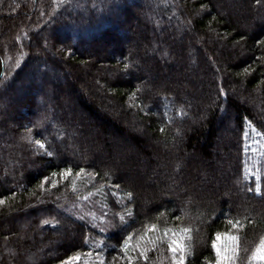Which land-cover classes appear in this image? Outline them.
<instances>
[{"label": "trees", "instance_id": "1", "mask_svg": "<svg viewBox=\"0 0 264 264\" xmlns=\"http://www.w3.org/2000/svg\"><path fill=\"white\" fill-rule=\"evenodd\" d=\"M147 12L154 17L151 27L140 23V16ZM15 19L24 22L20 29ZM164 19L167 21L162 25ZM179 22L184 28L182 31L178 30ZM156 25L162 26L156 29ZM45 32L50 34L48 46H42L35 35ZM55 32L61 34L56 36ZM178 32L194 40L188 47L200 59L191 57L194 67L204 72L200 76L204 77V89L197 93L183 91L178 86H163L165 79L159 78L162 85L152 83L150 91L142 90L141 76L133 78L131 71L140 73L149 69L144 62L134 63V58L153 53V45H158V52L162 54V59L155 61L156 70L160 69V62L170 71L186 69L177 61V56L185 52L175 48ZM125 33L141 34L143 45L116 49L115 42H121L122 38L119 36L130 41ZM198 36L209 40L195 42ZM29 37H36L32 44ZM83 45L91 48H82ZM82 49H89L91 56L99 57L97 60L107 67L95 79V72L88 75L82 72L88 78L84 79L78 71L76 78L84 80V90L75 89L67 79H60L67 88L58 91L56 100L63 93L76 92L83 113L92 126L101 129L99 138L94 140L105 152L109 151L110 144L105 131L108 125L117 141L129 143L134 146L132 150L146 156L153 147L136 135V131L143 129L149 140L164 146L178 141L177 153L184 165L185 178L193 166L187 164L186 154L192 156L197 152L200 165L205 166L204 162L212 156L218 127L226 124L231 136L226 139L227 149L233 156L230 167L235 172V179L228 178L226 185L235 194L238 191L236 199L219 200L217 214L213 213L215 206L208 205L205 211L209 216L203 220H189L187 215L192 205H188L189 209L185 210L189 212L185 213L176 211L171 204L157 205L142 213L140 193L136 194L125 183L120 172L104 173L101 166L79 160L82 155L77 145L87 147L92 138L78 135L82 123L87 126V119H82L80 114L76 119L59 114L62 121L52 117L63 111L62 103L49 110L45 107V99H55L52 89H47L46 98L39 97L40 107L13 97L16 91H24L30 84L28 75L32 74L34 65L39 67L44 83L51 85L55 80H49L48 76L53 71L63 73L64 69L88 63L90 55H85ZM102 50L117 54L106 58ZM203 52H208V56ZM205 73L210 75L205 77ZM204 92L213 96L211 108L196 126L190 125L189 133L182 132L183 125H175V119L184 122L185 101H196V96L200 99ZM233 92L246 97L238 100ZM1 100L4 104L0 109V201H3L0 204V264H64L65 261L70 264H174L168 249L173 239L181 240L186 247L184 264H216L218 258L212 245L217 243L218 235L219 240L229 236L239 238L236 256L223 264H264L250 260L253 250L264 238L261 207L264 206V0H217L216 6L210 0H166L163 5L158 0H0ZM95 100L99 101L97 106ZM198 111L196 115L202 117ZM21 116H26L25 122L20 121ZM13 118L18 124L9 128ZM51 121L78 135L77 144L67 143L66 150L68 154L78 153L79 158L57 157L58 145L66 142H58L51 133L43 132ZM176 126L179 132L174 129ZM248 127L258 137L256 144H248ZM37 141L44 147H39ZM112 154L116 161L113 165L117 167L119 155ZM168 162L163 164L164 172L172 175V165ZM128 166L134 168V165ZM69 169L70 175L61 179L60 174ZM170 184L165 179L162 189ZM204 198L215 203L214 197ZM229 221L240 224L234 228ZM183 229L189 232L184 233ZM69 233L74 238L70 240L66 236L61 242L58 236ZM59 243L62 245L57 246ZM38 245L53 248L36 254ZM227 255L231 256V252Z\"/></svg>", "mask_w": 264, "mask_h": 264}, {"label": "rangeland", "instance_id": "2", "mask_svg": "<svg viewBox=\"0 0 264 264\" xmlns=\"http://www.w3.org/2000/svg\"><path fill=\"white\" fill-rule=\"evenodd\" d=\"M156 1V0H154ZM160 5H163L166 3V0H158ZM161 2V3H160ZM211 4L213 6H216V2L217 0H210ZM154 3V2H153ZM154 5L157 6L156 3H154ZM115 10V9H113ZM196 15V14H194ZM10 16V14H9ZM142 21L140 23L145 24L144 26H153L154 22L153 21L154 17L152 16V14H149L148 12L143 14L142 16H140ZM167 17V16H166ZM146 19L148 21H150V24L148 21H146ZM16 20V19H15ZM159 19H157L156 21H158ZM167 19H164L162 22V25L166 24ZM16 23L18 24V29H20V25H23V21H21L20 23L18 22V19L16 20ZM180 25H178V30L184 29L181 26V22H179ZM133 24V21L130 23ZM161 25V26H162ZM161 26H157L156 25V29H159ZM123 28V27H122ZM168 31L171 30L173 28L172 27H168ZM126 29V28H125ZM142 30V29H141ZM128 32V31H127ZM142 33V32H141ZM56 36H59V34L61 33H57L55 32ZM117 34V33H116ZM127 36L128 33H125ZM39 40V43L42 46L45 45H49L51 43L50 41V34L48 33H41V34H35ZM122 37V38H120ZM130 37V38H129ZM132 37V38H131ZM36 37H29V41L32 44V42L34 41ZM62 38V37H60ZM120 41L119 43L115 42L116 45V49H119L120 46H127L128 49H130L131 47H135L137 45H143L144 40L142 38V35L140 34L139 36L137 34L131 36L130 34L126 37L129 38V40H125L124 36H119ZM63 39V38H62ZM206 41L208 42L209 39L206 38H201V37H195V42L197 40L200 41ZM174 42L176 43V49L178 48H182V50L185 49L184 54L178 58L177 56V61H181L182 64H184L183 67H185L186 69L183 70H169V68H165V66H163L162 62H160L161 67L159 70H156V68L154 67L155 65V61L157 62L158 60L162 59V54L158 52V45H153V49L155 48L153 53H148L146 55H141L138 58H134V63L135 62H139V63H146L148 65L149 70L147 71H142V72H138L136 70H132L131 71V75L133 76V78H137L140 77L142 79H139L140 85L142 87V90H145L146 92L150 91L152 88L151 85H153L155 83V85L157 86L158 84H160L161 82H158L159 78L161 80L165 79V85L163 86H168L169 84L172 85L173 87L178 86L181 89H183V91L185 89H187L188 91H194L197 93L199 92L201 89L203 90L204 87H202V82L204 77H200L203 76L204 72L202 73V71L197 70L194 65H193V59L191 58L193 55H195V59H197V61H199V57L198 55H196L194 50L189 49V45H192L194 40L191 39L188 36H181L180 32H178V36L177 38L174 40ZM153 43V42H152ZM149 45V43H148ZM150 46V45H149ZM81 48V45L79 46ZM88 45H83L82 48H87ZM88 48H91V46H89ZM83 51L86 52L85 55H90L88 57L89 62L85 63V64H80V66H78V68H71L70 70L68 69H64L66 71H64L63 73H58L53 71V73L49 74V80L53 79V82L55 80L54 83H44L45 81L42 80V77L40 76V70L39 67L37 65L32 66L31 68L33 69V72L31 75H28L30 78V84L27 85L26 89L24 91L18 92L16 91L13 94L14 98H18V100H24L27 103H37V106L40 107L39 103H38V99L41 96V98L43 99L46 98V94L48 90L53 91V94L55 96V99H51V101H47V99H45L44 105L47 108V110H49L50 108H55L56 106H58L59 104L63 105V111L62 114L61 113H56V114H52L54 116V118H56V120L58 121H62V118L60 117V115H65L68 118H74L76 119L77 117H82V119H87L86 124H87V129L84 126V123L81 128L83 131H80L81 129H79V133L78 135H90L92 138L90 140V143L92 144L90 146V143L87 145V147H84V145H77L78 146V150L80 149V153L82 155L81 158H79L78 153H69L67 152L66 148H68V144L67 143H74L77 144L75 141V139H78V135L75 136V133L69 132V130L67 129V127H63L61 125H59V123L55 124L53 121L48 122L47 123V128L43 129V132L46 134H50L54 137H56V140H58V142L61 141H65L66 144L65 145H58L59 148V152L56 153L58 158H64V157H69L70 159L72 158H79V160H81L84 163H88L91 164L93 166H101V170L104 173H111V174H121V177L124 179L125 183H127V185L130 186V188H132L136 194L140 193V197H141V201H140V205H139V209L142 213L147 212L149 209L160 205V206H164L166 204H171L172 206H174V208H176V211H179L181 213H185V212H189L185 209H189L188 205H192L193 208L192 210L190 209V213H188V217L189 220H203L205 219L207 216H209L206 214V207L208 205L211 206H215V209L213 211L214 214H217L218 212V207H216L219 202V200H227V201H234V199H236V194L235 192L232 191V189H229V185L227 183L226 185V180H228V178H233L235 179V172L233 170L232 167H230L231 162H233V156L232 153L229 152V150L227 149V144L228 142L226 141L227 138H231L230 133H228L230 130H228L229 128L226 126V124H222L219 125V129H218V135L214 137V146L211 149V158L207 161L204 162L205 166H202V164L200 165V160L198 157V153L195 152L194 155L192 154H186V162L191 167V164L193 165L191 168H189L187 170V176H183V172H184V165L183 163L180 161V157L178 156L177 151H179V146L178 145V141H175L173 144H171L170 146H164V144L162 143H156L153 142L151 140H149L147 138L146 133H144L145 130H141L139 129L138 131H136V135L141 138L142 140L146 141V143L150 144L153 149L151 150L152 152L148 151L149 149H147L148 154L146 156H144L142 153H138L137 150L135 151V149H131L134 146L130 145L129 143H124L122 141H117L115 139L114 136H111V133H113V129H111L110 126H106L105 127V131H108V135H107V140L110 143L109 144V151L105 152L103 150V147L100 143H98L97 141H95V137L100 136L101 133V129L96 128L94 126H92V122L91 120L88 119V117L83 113L82 109L80 108L78 101L79 98L76 95V92H68L67 93H63L62 96L60 97V99L56 100V94L59 93L58 91L63 89H66V83L64 84L63 82H60V79H67L69 81H71V83H73L75 85V89L79 88L83 89L82 84L84 83V80L82 78H76V75L78 74V71H81V75L80 77L84 76V72L88 73L90 72L91 74L93 72H95L93 74L94 78L96 77V74H101L104 70V68L107 67V65L105 63H101L99 60H97L99 57H92L91 56V52L89 49L85 50L82 49ZM113 49L111 48V51ZM105 51V50H104ZM187 51V52H186ZM103 52V50H102ZM114 52V51H113ZM111 53V54H110ZM204 55L206 54L208 56V52H203ZM102 55H104L106 58H112L114 56H116L117 53L112 54V52H103L101 53ZM48 57H50V53L47 54ZM95 58V59H94ZM169 58H173L172 55L169 56ZM215 58V57H213ZM194 59V60H195ZM215 63V59L213 60ZM95 65H98L95 66ZM191 65V66H190ZM190 67V68H189ZM192 67V68H191ZM96 70V71H95ZM32 71V70H31ZM83 72V73H82ZM68 73V74H67ZM210 75V74H208ZM207 73H205V77L208 76ZM112 77V76H111ZM84 78V77H83ZM144 78V79H143ZM84 79H88V78H84ZM210 79H213V76L210 77ZM83 80V81H82ZM43 81V82H41ZM68 82V81H67ZM153 83V84H152ZM185 83H189V85H185ZM162 85V83H161ZM160 85V86H161ZM32 86H34V88H32ZM51 86V87H50ZM163 86H161V88H163ZM18 88V87H16ZM48 89V90H47ZM186 91V90H185ZM233 94H235V97L240 100L243 97H246L245 94L241 95L238 92H233ZM199 96V95H198ZM196 96V101H185L187 106H185V115H184V119L185 121L182 122L179 120V118L175 119L176 124L175 125H183L182 126V132H186L189 133L190 131V125H197L198 122L201 121L202 118H205L204 114L206 113L207 109H210L212 104H213V96L209 94V96H207V93L204 92L203 95L201 96L200 99H198L199 97ZM16 99H12V101H15ZM17 100V101H18ZM35 101V102H34ZM99 103L98 100H95L94 104L95 106H97V104ZM2 104H4V101L1 100L0 101V109ZM199 110V115L200 113L202 114V117L196 115V111ZM48 114H50V112H47ZM60 114V115H59ZM78 114H80L78 116ZM26 116H21L19 119L20 121L25 122L26 121ZM60 119V120H59ZM17 120L16 119H12V121L10 120L8 123L9 128H15L17 126ZM57 121V122H58ZM83 121V120H82ZM181 122V123H180ZM186 123V124H185ZM64 125V124H63ZM186 125V126H185ZM189 125V126H188ZM90 126V127H88ZM85 127V129H84ZM250 128V127H248ZM176 132L180 131L178 130L177 126L176 128ZM78 131V130H77ZM84 132V133H83ZM247 133L249 136L248 139V144L252 143L256 144L257 142L255 141V139H258L257 135L253 132V130L247 129ZM72 134V135H71ZM83 135V136H84ZM113 135V134H112ZM72 136V137H71ZM178 137V135H176V138ZM5 139L8 138V136L4 137ZM74 138V140H73ZM74 141V142H73ZM79 144V143H78ZM252 144V145H253ZM147 147V145H146ZM134 151V152H133ZM112 153H117V156L119 157V161H120V165H118L117 167H115L113 164L116 163V161L114 160L115 157ZM77 154V155H76ZM131 156V158H130ZM95 157V158H94ZM97 157V158H96ZM132 157H136V160H134V158L132 159ZM169 161L168 163H171L172 165V170H173V174L170 175V173H166L164 172V167L165 165H163L165 162ZM129 164V166H128ZM163 165V166H159ZM195 164L199 165V166H195ZM126 165L128 167H130V165H134L133 169L127 168ZM122 166V167H121ZM168 168V167H167ZM229 168H231V170H229ZM32 171V169H30ZM226 173V175L224 174V172ZM32 173L34 174L35 171L33 170ZM170 176L169 178L167 177ZM119 176V175H118ZM163 176V177H162ZM165 179H167V183L170 184V186H164V190L162 189L161 183H163V181H165ZM171 182H169V181ZM142 193V194H141ZM220 196V198H218ZM204 197H214L215 198V203H212L210 201H206V199ZM200 198L201 199H205V201L203 200L202 202H200ZM204 202V203H203ZM199 203V206H196V204ZM203 203V204H202ZM252 205V204H251ZM183 209H180L179 207H181ZM188 206V207H187ZM251 207V206H250ZM263 207V211H264V206ZM80 210V209H79ZM233 210V209H230ZM256 212H258V210H256ZM66 236H69L70 240L74 238V235H72L71 233L69 234H60L59 239H61V242H63L62 240L66 238ZM230 240L227 238L225 239H221L217 241V246L221 249V255H225L227 254L229 251L226 252V249H228V247L230 246ZM61 246L62 243L57 244V246ZM38 248V249H37ZM37 251L36 254L39 252V250H48L53 248L51 246V248L49 246L46 245H42L41 247L38 245L37 246ZM172 253V252H171ZM49 255V253L47 254ZM40 256V255H39ZM172 259H178L179 258V251H177V253H175V255L172 253ZM255 263H259L262 262L264 263V261L261 260H253Z\"/></svg>", "mask_w": 264, "mask_h": 264}, {"label": "snow or ice", "instance_id": "3", "mask_svg": "<svg viewBox=\"0 0 264 264\" xmlns=\"http://www.w3.org/2000/svg\"><path fill=\"white\" fill-rule=\"evenodd\" d=\"M39 147L43 148L44 145L42 143H40V141L36 142ZM71 170H65V172L61 173V179H65L68 175H70ZM56 175V174H54ZM53 186H55V181H53ZM3 201H0V204H2ZM230 224H233V227H238L240 222L236 221L235 223H233L232 221H229ZM155 227V226H153ZM184 233H188L189 229H183ZM175 235V233L173 234ZM220 239V236H217V240ZM228 239L232 242L231 245L228 247V249H226L227 251L231 252V256L225 254V255H221V249L217 246V244L214 242L212 247L216 250V255H217V262L216 264H223L224 261H231L233 260V258L236 256L237 252H238V241L239 238L237 236H229ZM168 249L170 252H172L174 255L175 253H177V251H179V258L178 259H174V264H184V257L186 254V247L181 243V240L179 239H173L168 246ZM141 255L143 256L144 253H141ZM78 259V257L76 258ZM261 260L264 261V238H261L259 244L257 245V247L253 250L252 255L250 257V260ZM64 264H70V261H65Z\"/></svg>", "mask_w": 264, "mask_h": 264}]
</instances>
